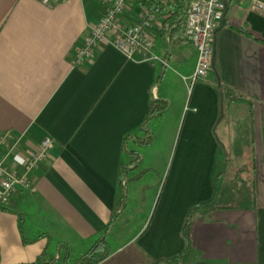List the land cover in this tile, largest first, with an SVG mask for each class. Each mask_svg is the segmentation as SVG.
<instances>
[{
  "label": "crops",
  "instance_id": "1",
  "mask_svg": "<svg viewBox=\"0 0 264 264\" xmlns=\"http://www.w3.org/2000/svg\"><path fill=\"white\" fill-rule=\"evenodd\" d=\"M221 3L212 68L191 84L185 26L170 38L161 18L152 25L168 65L110 42L79 64L102 0H0V135L16 144L6 164L23 174L54 140L31 187L0 205V264H264V9ZM143 11L131 2L119 21ZM153 99L167 107L147 122Z\"/></svg>",
  "mask_w": 264,
  "mask_h": 264
},
{
  "label": "built area",
  "instance_id": "2",
  "mask_svg": "<svg viewBox=\"0 0 264 264\" xmlns=\"http://www.w3.org/2000/svg\"><path fill=\"white\" fill-rule=\"evenodd\" d=\"M46 6H52L53 1L40 0ZM107 6L106 13L101 20L92 27L79 47L76 57L77 63H83L93 55L96 45L100 42H110L121 50L127 59H134L141 55L145 61H159L168 65L166 60L154 53L155 37L151 31L153 23L158 17L144 9L141 19L131 25H123L119 18L132 0H102ZM187 3L185 19V36L197 49L196 67L190 76L184 79L195 83L199 78L207 75L213 65L215 54L216 30L223 19L224 10L221 0H184ZM258 5L264 9V0H258ZM9 133L0 135V205H7L12 194L19 186L30 188L31 183L27 173L45 160L47 154L54 147V140L47 136L40 144L38 151L32 153L23 163L24 172H19L6 164L11 156L15 143L11 145Z\"/></svg>",
  "mask_w": 264,
  "mask_h": 264
},
{
  "label": "trees",
  "instance_id": "3",
  "mask_svg": "<svg viewBox=\"0 0 264 264\" xmlns=\"http://www.w3.org/2000/svg\"><path fill=\"white\" fill-rule=\"evenodd\" d=\"M132 2H134L136 5L142 6L143 9L155 14L158 18H161L163 20L164 33H167L170 38L177 34L185 26L187 3L184 0H132ZM166 107L167 104L165 102L153 99L150 111L148 113L147 122L151 121L155 117H160L164 113ZM147 141H149V139ZM125 203L126 198L125 195H123L120 203L121 207H123ZM190 217L188 218V222L190 221ZM20 222V225H23L22 219H20ZM106 234L107 232H105L104 235H102L94 243V245L82 257V262L94 260L93 257L96 255V253L101 252V250L106 247ZM106 255H108V251L103 252V254L98 258L95 257V261H101ZM184 256L185 254H181L172 258L171 260L166 261L169 263L170 261H175L177 263L179 261L185 262L183 259L187 260V257ZM44 260V254H42L33 264H42Z\"/></svg>",
  "mask_w": 264,
  "mask_h": 264
},
{
  "label": "rangeland",
  "instance_id": "4",
  "mask_svg": "<svg viewBox=\"0 0 264 264\" xmlns=\"http://www.w3.org/2000/svg\"><path fill=\"white\" fill-rule=\"evenodd\" d=\"M125 11V10H124ZM123 11V12H124ZM159 170V167L157 168V172H151L147 177H146V179H145V182H147V181H149V179H150V177L153 175V177H151V179L150 180H155L154 178H156V176H158V171ZM155 174H156V176H155ZM153 181H150V182H153ZM144 191H143V195L145 196H147V194L145 193V189H143ZM125 257V255H122V256H120V257H115V258H113L111 261H109L108 263H106V264H116V263H123V258ZM178 264H182V261H179L178 262Z\"/></svg>",
  "mask_w": 264,
  "mask_h": 264
}]
</instances>
